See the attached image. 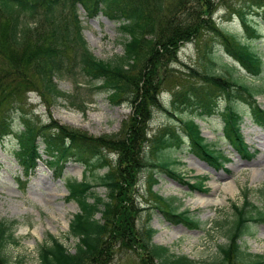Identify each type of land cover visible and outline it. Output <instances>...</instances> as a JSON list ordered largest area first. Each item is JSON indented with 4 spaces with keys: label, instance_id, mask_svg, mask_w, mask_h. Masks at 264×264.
Returning <instances> with one entry per match:
<instances>
[{
    "label": "trees",
    "instance_id": "16d2710c",
    "mask_svg": "<svg viewBox=\"0 0 264 264\" xmlns=\"http://www.w3.org/2000/svg\"><path fill=\"white\" fill-rule=\"evenodd\" d=\"M60 3L63 8L67 3L73 7V19L60 17L57 21L54 7ZM77 3L88 14L102 11L120 21L123 34L126 35L122 43L123 54L113 60L103 61L87 51L74 11ZM212 12L213 3L210 0H0V63L4 65L0 69V109L3 106L12 108L30 89L39 90L48 101L55 102L66 97L73 104L70 96L58 89L54 79L66 72L74 75L77 68L89 82L102 81L101 86L95 88L109 92L112 104L127 102L132 109L128 119L122 121L117 135L102 136H92L56 122L38 125L29 117L23 121V130L15 132L10 128L7 115H0V140L12 131L16 134L18 158L27 171L41 158L37 144L39 137L45 141L51 157H54V153L59 154L55 165L73 156L91 167L108 168L106 174L99 177L100 184L107 191L106 199L90 192L92 187L89 183L69 185L70 198L80 207L69 230V235L77 239L74 252L50 236L48 243L38 250V264H103L107 260L104 254H112L110 248L115 243L130 249H141L149 262L157 264H264L261 256H239L236 242L243 235L249 212L246 214L241 208H233L232 220L227 229L231 244L220 247L216 262L200 263L185 256H176L166 247L155 245L152 242L155 233L152 229H136L133 217L140 209L135 208L126 192L137 168L155 167L145 154L141 156L139 153L144 124L151 117V109L160 106L157 99L159 70L166 63L177 60L178 50L185 42L199 37L201 31L218 34L232 48L229 50L225 46L227 51L247 62L253 73L259 71V58L233 37L222 34L210 18ZM24 15L31 19H25L27 26L19 29L18 21ZM2 18L6 20L3 24ZM38 18L43 21L38 28L28 25L29 21ZM204 58L209 64H206L203 73L198 75L193 69L191 72L213 86L210 92L206 88L200 90V95H209L201 102V106L211 110L215 104V90L228 93V89L232 88L227 85V81L211 74V50L205 51ZM237 83L235 81L231 86L236 88L238 97L245 93L252 97L261 92ZM193 99H196L193 95L182 98L184 102ZM254 109L253 115L258 118L263 116L264 119V111L257 106ZM227 112L229 117H238L231 106L227 107ZM185 125L189 133L198 135L195 123L187 120ZM165 142L161 139L158 143ZM105 150L117 153L118 158L108 161ZM45 162L49 166L54 165ZM173 164L167 159H160L157 166L175 174L169 168ZM155 198L158 202L163 200L157 195ZM165 204L170 213L177 211V207H173L170 202ZM98 213L101 216L96 218ZM14 224L0 221V264H22L19 260L11 262L4 253V248L9 244L18 245L11 231Z\"/></svg>",
    "mask_w": 264,
    "mask_h": 264
},
{
    "label": "rangeland",
    "instance_id": "374dc122",
    "mask_svg": "<svg viewBox=\"0 0 264 264\" xmlns=\"http://www.w3.org/2000/svg\"><path fill=\"white\" fill-rule=\"evenodd\" d=\"M210 1L216 4L214 10L217 13L214 18L217 24L220 25V30L227 35L231 34L239 39V42L249 46L262 58L264 63V39L250 41L244 30L242 20L236 13L237 10L241 9L247 11L250 0ZM170 3L172 4V2ZM56 13L67 19V14L60 13V9ZM77 13L83 27V39L88 50L96 58L104 61L113 60L123 52L122 43L126 35L123 34L122 29L118 27L116 22L110 21L102 14L90 18L79 5L77 6ZM248 13L247 19L250 22L259 23V25L256 24V27L264 34V23L255 15L256 10L252 11L251 9V12ZM212 36V34L204 33L196 42L184 45L179 56L180 64L172 65L168 72L163 71L159 74L158 84L159 88L165 92L163 95L161 94L165 104H169L171 94L174 91L185 87L191 82L187 77L189 75L188 68L200 67V63L203 62L199 57L200 53ZM215 47L221 49L219 45H215ZM219 55V60H216L217 68H215L217 72L225 73V69H222L224 66H237L236 62H233L227 54L222 55L219 53ZM13 59L15 61V57ZM3 67L4 65L0 63V69ZM233 68L234 71L231 73L239 78L240 82L248 85L253 84V86H257L259 83V80L250 77L247 71L242 68L236 67L237 70L235 67ZM66 77L71 78L70 76ZM262 78L264 85V74ZM76 79L80 85L74 84L69 79L56 80L58 89L68 94L74 102L73 104L66 97L51 102L38 97L35 93L27 94V99L23 103L17 104V106H22L23 112L16 107L12 113L16 129L22 130L21 116L26 113L28 117L41 125L56 122L73 129L85 131L92 136L117 135L120 132L122 121L130 114L128 105L113 106L108 100L107 92L91 91V86L87 84L84 77L77 76ZM256 99L260 107L264 109V94H258ZM238 103L236 108L243 109L242 106H238L242 102ZM220 105V110H222L226 106V102L221 99ZM193 114L189 110L177 112L170 110L168 114L163 111H156L149 125L150 139L163 136L166 129L171 131L180 130L182 128L181 121ZM194 122L199 125L206 143L214 146L212 143L216 141L218 145L215 149L224 151L230 158H238L241 166L248 163L252 165L254 160L258 158L262 164L260 167L264 170V128L254 125L248 116H245L241 121L239 130L245 139L244 142L249 146L250 158H247V160L238 157L237 154L239 155V153H235L231 149L229 141L222 139L225 125L220 114L211 117L199 116L194 119ZM188 144V138L183 136V143L180 147L182 151L178 154L180 164L172 166V168L176 170V173L185 174L186 180L192 183L195 176H207L205 186L209 187L210 190L202 192L197 188L189 189L185 184L179 183L176 178L167 176L160 170H156L157 172L154 174V178H157L158 182L152 188V191L160 196L174 197L179 200L180 210L187 209L192 215L197 214L200 220H216L217 216L227 211V207L232 202L240 204L245 188L250 190L263 188L264 173L252 177L253 170L237 167L233 158L230 159L229 164L222 168L223 170L218 172L203 159L193 156L189 151ZM39 146V151L42 153L44 147L41 140H39ZM15 151L16 144L12 136L6 137L0 143V221L17 222L13 234L19 242L18 246L12 244L6 246L4 253L7 254L11 262L19 260L22 261V264H38L37 251L50 235L57 238L72 252L76 240L67 237L66 234L68 223L78 209L74 202L68 201L66 188L69 181L81 179L83 175H89L88 177L91 178V175L86 172L87 170H84L82 164L75 163L69 158L65 159V170L61 178H58L52 171L47 169L43 162H39L35 172L26 178L15 156ZM42 155L44 154L42 153ZM110 157L115 158L114 155H110ZM43 158H47V156L44 155ZM246 166L248 165L243 167ZM227 169L230 170L232 177L226 176V174H229L226 173ZM104 172L105 169H100L95 173L96 175H102ZM217 175H220V178ZM148 177L149 175L145 170L139 172V174L135 171L133 175V184L139 196L138 200L142 207L147 208L142 214L138 213L136 226L138 228H143L146 225L152 227L156 231L153 242L169 248L175 255H185L198 261H217L211 255L215 256V247L225 242L224 232L210 231L211 225L194 231L182 225L163 222L162 217L150 207L153 197L149 192ZM223 177L228 181L222 183ZM253 178H256V180H253ZM234 181L238 188L234 194L220 190L212 195L218 201L213 206L207 207L204 204H196L200 195L204 199L211 197L212 185L224 189L225 184L229 182L233 184ZM18 182L24 184L23 188ZM129 190L127 187V194H130ZM92 191L101 197L106 195L104 188L99 185L94 186ZM133 194L135 195V193ZM249 197L255 205H262L259 197L252 194ZM216 208H221V210L216 213ZM253 231L243 239L241 246L252 255L264 257V223L257 225ZM120 248L122 247L118 248L112 264H138L137 257L129 256L125 253V249L124 252H119Z\"/></svg>",
    "mask_w": 264,
    "mask_h": 264
},
{
    "label": "bare ground",
    "instance_id": "6f19581e",
    "mask_svg": "<svg viewBox=\"0 0 264 264\" xmlns=\"http://www.w3.org/2000/svg\"><path fill=\"white\" fill-rule=\"evenodd\" d=\"M254 165H255V166L262 165V164H261V160H260V159H257ZM263 173H264V170H260V169H258V167H256V168H255V171H253L252 177H257L259 174H263ZM217 176H218V178H220V175H217ZM253 180H256V178H255V179L253 178ZM218 190H219L218 187H216V188L214 189L215 192H218ZM236 190H237V187L234 186V185H231L230 183H227V184L225 185V187H224V191H225L226 193L233 194L234 192H236ZM199 200H200V201H203V203H204V204H207V205H210L211 203H213V201L210 200V199H206V200H204V199H199Z\"/></svg>",
    "mask_w": 264,
    "mask_h": 264
}]
</instances>
